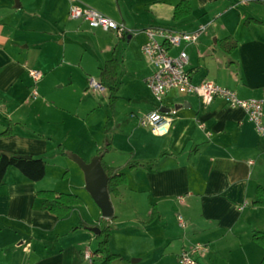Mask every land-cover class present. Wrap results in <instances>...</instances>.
<instances>
[{
    "label": "crops",
    "instance_id": "obj_1",
    "mask_svg": "<svg viewBox=\"0 0 264 264\" xmlns=\"http://www.w3.org/2000/svg\"><path fill=\"white\" fill-rule=\"evenodd\" d=\"M181 1L191 13L173 21ZM257 1L264 2L0 0V134L11 126L10 136H0V151L45 163L36 182L13 167L6 170L0 264H88L83 254L96 248L90 228L101 215L83 194L77 164L57 148L89 162L107 144L102 160L108 167L139 164L122 169L127 183L110 197L115 220L109 248L123 259L111 264H178L179 254L194 248L200 249L197 264L260 263L264 250L252 235L264 233V208L252 203L257 189H264V138L243 110L220 100L205 106L193 96L176 102L171 94L162 108L177 112L166 135L138 125L157 107L145 83L153 67L142 54L144 32L151 28L193 32L206 25L198 43L187 48L192 81L264 101V6ZM73 5L122 23L126 33L119 38L70 19ZM227 37L236 42L231 53L218 44ZM111 59L120 63L113 110L106 90L88 88ZM31 70L42 78L33 82ZM42 191L76 195L83 206L59 220L41 209Z\"/></svg>",
    "mask_w": 264,
    "mask_h": 264
},
{
    "label": "built area",
    "instance_id": "obj_2",
    "mask_svg": "<svg viewBox=\"0 0 264 264\" xmlns=\"http://www.w3.org/2000/svg\"><path fill=\"white\" fill-rule=\"evenodd\" d=\"M68 14L70 19L82 21L93 30L114 32L119 38H122L127 31L122 23L92 8L73 5L69 8ZM206 27V25H200L193 32H175L164 28L145 30L146 42L142 47V54L153 67V72L145 83L157 107L140 118L138 125L148 129L155 136L166 135L172 127L177 111L175 108L162 111V102L168 93L175 91L180 95L193 96L205 106L220 100L229 108L243 110L248 121L255 126L258 135L264 138V101L241 99L234 91L217 86L208 80H202L199 83L192 81L191 73L187 69L189 65L187 48L198 43ZM172 50L176 51L175 55H170ZM29 76L33 82H37L43 75L37 70H31ZM88 88L94 92L104 91L102 86L93 79L88 81ZM36 96L37 92L33 89L31 97ZM178 222L181 225L184 224L180 217ZM199 251V248L182 251L178 257V264H197L196 255ZM83 257L88 264L93 260L92 254L88 251L83 254Z\"/></svg>",
    "mask_w": 264,
    "mask_h": 264
},
{
    "label": "trees",
    "instance_id": "obj_3",
    "mask_svg": "<svg viewBox=\"0 0 264 264\" xmlns=\"http://www.w3.org/2000/svg\"><path fill=\"white\" fill-rule=\"evenodd\" d=\"M264 6V2H260ZM191 13V6L187 1H181L174 8L173 21H179L184 17H187ZM258 25H262L261 22L256 20H248ZM247 21V23H248ZM219 47L226 53H231L236 48V42L230 37H227L220 41ZM120 71V63L116 59H111L106 62L104 67L100 70L99 84L108 94V106L113 110L117 101L118 94V76ZM11 135V126H7L6 129L0 134V136L6 137ZM58 152L62 156H66V149L58 146ZM110 151V144H107L101 148L97 155H101V166L108 177V193L110 197L119 196V188L127 183L126 176L122 173L124 167L129 169H135L139 166L137 163H127L120 168L108 167L103 162V156ZM9 167L17 169L28 180L36 182L43 179L45 175V163L41 159H35L30 156L29 159L24 158L22 155H17L7 151H0V186L3 184L6 170ZM67 172L63 175L66 177ZM37 196L43 199L41 209L55 215L59 220L63 219L73 207L83 206L82 200L73 194H61L53 191L38 192ZM254 208H264V189L258 188L256 191V200L252 203ZM154 213H152L149 221L154 219ZM115 216L106 220L100 218L96 228L99 230V234L95 236L96 248L94 249L92 256L93 260L90 264H111L115 260H123L120 256L112 254L109 248V242L111 239V232L114 229L113 221ZM80 227H85V223H81ZM252 241L257 246L264 250V233L254 232L252 235ZM259 264H264V257Z\"/></svg>",
    "mask_w": 264,
    "mask_h": 264
},
{
    "label": "water",
    "instance_id": "obj_4",
    "mask_svg": "<svg viewBox=\"0 0 264 264\" xmlns=\"http://www.w3.org/2000/svg\"><path fill=\"white\" fill-rule=\"evenodd\" d=\"M162 111H165V109L162 108ZM66 155L82 171L85 190L99 210L101 218L111 219L113 217V207L108 193V177L100 162L102 156H94L89 162H85L74 153L67 152ZM23 157L30 158V156ZM90 230L95 235L99 234L97 228H90Z\"/></svg>",
    "mask_w": 264,
    "mask_h": 264
},
{
    "label": "rangeland",
    "instance_id": "obj_5",
    "mask_svg": "<svg viewBox=\"0 0 264 264\" xmlns=\"http://www.w3.org/2000/svg\"><path fill=\"white\" fill-rule=\"evenodd\" d=\"M188 50V49H187ZM176 54V51L175 50H172L171 52H170V55H175ZM217 60H220L219 58L217 59ZM171 94H173L175 97H177L176 98V102H178L179 101V99H180V97H186V96H184V95H180V94H178L177 92H175V91H171L170 92V94H167L166 96H170ZM149 96V95H148ZM152 98V97H151ZM165 98L166 97H164V100H163V102H162V105L165 103ZM153 99V98H152ZM155 100V99H154ZM171 101H173L172 99H170ZM99 141H101V138H99L98 139ZM72 153V152H71ZM74 154H76V153H74ZM77 155V154H76ZM80 157V156H79ZM78 166V165H77ZM79 168V167H78ZM79 172H80V174L83 176V173H82V171L80 170V168H79ZM83 182H84V177H83ZM83 190H84V196H86L87 198H89L88 199V202L90 203V206H92V208H97L95 205H94V203H93V201L91 200V198H90V196L88 195V193L86 192V190H85V187L83 186ZM181 254V253H180ZM180 254H179V256H180ZM178 256V257H179Z\"/></svg>",
    "mask_w": 264,
    "mask_h": 264
}]
</instances>
